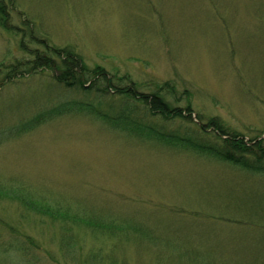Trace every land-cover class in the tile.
<instances>
[{
	"label": "rangeland",
	"instance_id": "1",
	"mask_svg": "<svg viewBox=\"0 0 264 264\" xmlns=\"http://www.w3.org/2000/svg\"><path fill=\"white\" fill-rule=\"evenodd\" d=\"M6 6L16 30L0 23V192H18L70 217L132 222L147 236L96 234L2 195L0 264H86L94 254L103 264H264V175L130 139L86 113L4 137L60 103L93 102L65 90L49 70L10 75L9 66L36 48L44 53L39 45L46 43L91 70L130 76L144 94L170 83L172 106L191 105L193 122H159L165 130L184 133L219 118L247 144L264 138V0ZM120 106L112 94L102 108L115 113ZM65 234L73 240L69 250Z\"/></svg>",
	"mask_w": 264,
	"mask_h": 264
},
{
	"label": "trees",
	"instance_id": "2",
	"mask_svg": "<svg viewBox=\"0 0 264 264\" xmlns=\"http://www.w3.org/2000/svg\"><path fill=\"white\" fill-rule=\"evenodd\" d=\"M7 1L14 0H0V17H2L0 23L4 29L13 32L16 28H11V23L4 16L5 14L9 15V12L6 11ZM26 45L29 46L27 42H21L23 49L26 48ZM42 45L44 53L36 48L25 53L30 58L9 66L7 69L10 75L15 74L16 71L17 73L28 71L33 72L30 74H34L40 70H49L54 73L56 82L65 90L93 97V102L60 103L38 113L31 120L9 129L8 136L4 137L9 138L15 134L31 132L48 121L71 115L74 112L86 113L93 116L97 122H101L114 132L130 139L156 142L167 147L191 152L199 157L228 164L250 174L264 175V138H255L248 141L249 144H247L244 138L241 139L239 134L232 133L219 118H213L208 123L201 125L196 124L194 128L190 127L184 133L165 130V125H160L159 122L168 123L176 119L193 122L191 105L186 109L172 106L169 96L174 88L170 83L158 84L155 93L144 94L139 91L137 84L130 76L112 77L100 67L91 70L72 52L51 47L46 43L39 46ZM112 94L115 95L121 106L117 111L115 110V113L105 112L102 106ZM198 119L202 120L201 117ZM2 195L21 202L26 209L39 216L51 217L53 220L68 221L72 219L78 223V227L89 228L96 234L120 237V235L134 233L137 236H147V232L145 233L140 226L132 222L70 217L63 211L45 207L18 192H0V196ZM72 241L69 234L62 237V245L67 250L72 246ZM8 251L5 250L4 253ZM86 264L103 263L98 255L94 254L88 256Z\"/></svg>",
	"mask_w": 264,
	"mask_h": 264
}]
</instances>
